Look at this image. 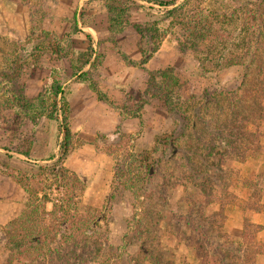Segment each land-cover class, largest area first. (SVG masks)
I'll list each match as a JSON object with an SVG mask.
<instances>
[{"label": "rangeland", "instance_id": "rangeland-1", "mask_svg": "<svg viewBox=\"0 0 264 264\" xmlns=\"http://www.w3.org/2000/svg\"><path fill=\"white\" fill-rule=\"evenodd\" d=\"M160 1L172 0H128L124 11H109L104 0H0V200L9 184L13 191L22 189L23 211L27 205L37 207L39 221L49 230L40 240L44 246L26 250L15 244L26 235L9 239L7 225L1 226L0 264H50L49 257L55 264H236L245 221L250 232L263 227L256 239L264 241V193L252 195L244 184L245 177L260 175L264 155L243 161L238 135L229 136L221 126L205 127L207 120H226L235 124L232 131L237 125L240 130L241 90L254 82L251 76L264 63V35L256 37L262 50L254 61L245 56L241 61V53L256 45L255 35L243 31L241 8L264 5L259 0H178L163 6ZM74 22L82 33L74 31ZM18 57L19 70L10 80ZM83 59L90 63L80 68ZM167 67L179 79L172 107L146 93L149 72ZM75 73H84L117 106L140 107V119H126V128L114 125L113 109L98 102L87 84L76 83ZM54 80L70 107L72 144L61 163H56L61 135L47 117L52 101L44 92ZM248 128L264 132V121ZM228 137L231 149L224 144ZM198 154L197 164L209 157L212 164L221 160L223 169V184L206 190L215 194L208 205L195 183L188 189L182 184L190 174L182 158ZM129 155L139 160L132 166L136 194L115 180ZM62 172L75 174L82 185L65 191ZM226 184L232 199L224 196ZM199 212L214 216L218 227L200 223L210 229L208 242H198L180 218L190 214L198 221ZM83 220H88L85 235L100 250L76 247L73 253L65 246L81 242L84 235L70 238V226ZM222 241L228 246L225 258L208 246ZM256 263L264 264V255Z\"/></svg>", "mask_w": 264, "mask_h": 264}, {"label": "trees", "instance_id": "trees-1", "mask_svg": "<svg viewBox=\"0 0 264 264\" xmlns=\"http://www.w3.org/2000/svg\"><path fill=\"white\" fill-rule=\"evenodd\" d=\"M128 1V0H127ZM126 0H104L105 6L109 11H115L119 7L122 11H124L126 8H129V4H127ZM178 0H172L169 2L160 1L158 2L159 5L168 6L170 4H175ZM264 5V0H259ZM130 4H133V7L135 9L140 8L141 6L137 4V2L130 1ZM262 5V7H263ZM260 4L256 8H241V13L243 14V31L249 35H255L256 37H260L264 35V8L260 9ZM76 22H74V31L75 32H81L76 27ZM82 33V32H81ZM87 37H90V34L87 32H83ZM206 34H201V38H206ZM51 39L55 40L57 42V39L52 37ZM255 46L252 47L251 51L246 50L245 52L241 53V61L242 58L245 56L249 59L250 62L254 61V58L257 56V53H259L260 50H262V42L261 40H255ZM260 47V49L258 48ZM23 47V46H22ZM240 57V56H239ZM21 58H17V60L14 62V69L10 76H7L8 79L12 80L19 70V64H16L18 61H20ZM90 61L89 59H83L81 60L80 68L87 67L89 65ZM13 64V63H12ZM257 73L255 76H251L252 78H255L254 82L251 83V85H248L247 88L241 90V95L239 96L241 98V109L239 111L241 112V125H239L240 130L237 129V126L234 127L233 131L231 130V127H233L235 124H227L226 120L221 124L219 122H215L213 124L212 120H207L205 123V127L209 129L210 126H213L214 129L220 128L221 126L223 129L228 130L229 136L238 135L241 139V151H242V159L243 161L249 159L250 157H255L257 155H264V132L259 131H252L248 128V125H258L260 122L264 121V106L262 104V101L264 99V63L258 64ZM175 70L173 68L167 67L164 69H160L157 71H151L149 72V80L147 82L146 87V93L150 95L152 98H159L161 99L165 105L172 107V101H171V95L173 92L179 87V79L175 75ZM250 75V74H249ZM76 83H84L87 84L88 87L91 89V91L95 94L98 101L104 103L109 108L113 109L115 112H117L122 118H137L140 119V107L129 108L128 106H117L113 101H111L104 92H102L100 89L97 88L95 83H93L89 78L85 76L84 73L80 74H74ZM44 92H47L51 96V113L47 114V117L51 120H54L57 123L58 128V134L61 135V141L59 144V156L57 158L56 163H61L63 159L67 156L70 147H71V131L68 126V118L70 113V107L69 102L66 98V95L64 93V90L62 86L60 85V82L58 80H54L53 83L50 85L48 89H45ZM225 94H228L227 92ZM44 96V95H43ZM228 96H233L235 98V93H230ZM238 97V98H239ZM232 105H235L238 107V103L234 104V100H231ZM230 103V102H229ZM181 110V108H180ZM236 118H239V115L236 116ZM219 123V124H218ZM241 132V133H240ZM209 132L206 134H203V136H208ZM230 137L228 139L226 138L224 144L227 148L231 149V142ZM208 149L211 151L213 157L214 156V146L211 144L207 145ZM218 157L220 156L219 152L217 151L215 153ZM224 156V155H223ZM145 156H143L144 158ZM148 157V156H147ZM145 157L147 160L148 158ZM197 158H201V156L198 154L195 157L192 155L184 156L182 159L184 161V168H187L186 173L190 172V174H185V179L182 178V180H185L182 184L185 186L186 189H188V186L190 184L197 185L199 187V194H202L206 197V205L212 203V200L215 197V194H213L210 191H206L207 189H210L211 186H216L217 182H221V174L223 171L221 166V160L215 161L214 164L209 163V157H205L201 160L200 163L197 164ZM139 162L136 155H129L125 160L123 165L121 166L120 170L115 171V180L120 185L124 187H128V189L131 191L132 194H136L138 192V188L131 182L133 171L132 166L134 163ZM147 170L150 169L151 166L147 165ZM261 173L260 175H257V179L252 180L250 178L245 177V183L246 186L253 190L252 195H257V197H261V194L264 193V161L261 163ZM213 168L215 171V174L212 176L208 173V169ZM232 172V170H230ZM259 172V171H258ZM185 173V172H184ZM63 178V188L65 191H70L73 187L74 189L77 186H81L82 182L80 179L73 173L70 174H64L62 172L61 174ZM198 180H200L198 182ZM195 183V184H194ZM223 184V183H222ZM243 184V185H244ZM222 191L224 193L225 197H228L232 199L235 195L233 192H230L229 190V184H226ZM188 197H191L190 193H186ZM68 195V194H66ZM228 201V200H227ZM228 203H230L228 201ZM244 201L241 199V204H243ZM247 203V202H245ZM244 203V204H245ZM259 204V202H256V204ZM254 205V204H253ZM39 213L40 210L37 207H31L27 205L25 207V210L19 215L18 217L14 218L10 222H8L6 225L7 227L4 229L7 231H4L5 235L9 237V239L15 238V236L22 235V238L25 237L26 239H22V242L15 243L21 246H27V249H33L32 245H38L44 246L45 243L41 242L40 240L43 238L42 235H44V232H48L47 226H44L41 224V221H39ZM256 213V212H255ZM88 216V214H87ZM82 217L80 216V219ZM181 219H184V221H188L187 225L190 227L192 232L196 234L198 242H208V238L210 235V229H206V227L201 222H208L209 225L212 227H216L214 223V216L210 218L204 216L201 214V212L198 213V221H193L191 219L190 214H186V218L184 216L180 217ZM84 221V220H83ZM88 220L84 221V224H76V226H70V229L73 231V236H70V238H74L75 235L81 234L82 237L81 242H78L75 240L72 241H66L65 246L67 245L69 251L75 253V248L83 249V250H97V248L100 250L101 245H98L96 240H93L89 235H85L89 228L87 227ZM86 224V225H85ZM250 224H248L247 221L244 222V227L242 231L241 236V242H240V249H239V256L237 258L236 264H257L256 260L257 257L260 255H264V241H258L256 239V234L262 230L263 227L257 226L256 231L250 232ZM218 228V227H216ZM213 230V229H211ZM218 235L220 239H223V233L218 232ZM28 239V240H27ZM202 240V241H201ZM63 244L64 242H59L58 244V252L59 254H62L63 251ZM216 246L219 250V255L224 256V251L228 249V246H226L225 242H218L213 243L210 242L208 246ZM42 249V248H40ZM39 249V250H40ZM86 252L87 254H94V252ZM25 252V251H24ZM24 252H21V254H26ZM221 252V253H220ZM236 257H234L235 259ZM50 264H55L53 258L49 257ZM214 264V261L211 262Z\"/></svg>", "mask_w": 264, "mask_h": 264}, {"label": "crops", "instance_id": "crops-1", "mask_svg": "<svg viewBox=\"0 0 264 264\" xmlns=\"http://www.w3.org/2000/svg\"><path fill=\"white\" fill-rule=\"evenodd\" d=\"M94 96H95V94H94ZM96 100H97V98H96ZM98 102H100V101H98ZM100 103H102V102H100ZM112 116H113V124L114 125L122 124L126 128V125H127L126 119H128V118H126V119L122 118L115 111L112 114ZM132 119H137V118H132ZM133 129L136 130L138 128H137V126H135L131 130H133ZM5 190H6L4 192V196H5L4 198L5 199L0 200V227L5 226L8 222H10L14 218L18 217L19 215H21V213L23 212L24 204L27 201L26 195H24L22 189H20V190L17 189V191H13V186L9 184V186Z\"/></svg>", "mask_w": 264, "mask_h": 264}]
</instances>
